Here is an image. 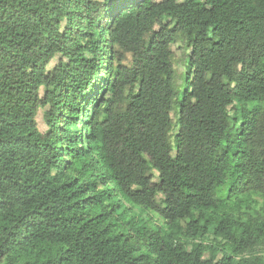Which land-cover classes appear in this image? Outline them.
I'll list each match as a JSON object with an SVG mask.
<instances>
[{
  "label": "trees",
  "instance_id": "16d2710c",
  "mask_svg": "<svg viewBox=\"0 0 264 264\" xmlns=\"http://www.w3.org/2000/svg\"><path fill=\"white\" fill-rule=\"evenodd\" d=\"M0 264H264V0H0Z\"/></svg>",
  "mask_w": 264,
  "mask_h": 264
},
{
  "label": "rangeland",
  "instance_id": "374dc122",
  "mask_svg": "<svg viewBox=\"0 0 264 264\" xmlns=\"http://www.w3.org/2000/svg\"><path fill=\"white\" fill-rule=\"evenodd\" d=\"M173 50H174L176 56H179V52L176 49V47H174ZM178 70L180 72H183V69H182L181 66L178 68ZM43 114H44V110L43 109H40L38 111L37 115H36V124H37L38 131L40 133H44L46 131V126H45L44 121H43ZM146 216H149V215L147 214ZM150 217H151V221L152 222H154V223L159 222L158 219L156 218V216L150 215Z\"/></svg>",
  "mask_w": 264,
  "mask_h": 264
}]
</instances>
